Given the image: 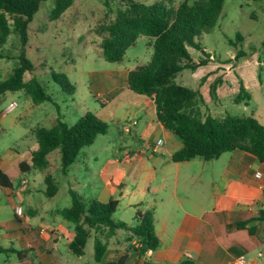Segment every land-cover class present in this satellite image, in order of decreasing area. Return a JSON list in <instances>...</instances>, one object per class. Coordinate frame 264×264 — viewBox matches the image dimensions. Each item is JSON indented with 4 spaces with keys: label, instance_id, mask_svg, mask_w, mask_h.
<instances>
[{
    "label": "rangeland",
    "instance_id": "1",
    "mask_svg": "<svg viewBox=\"0 0 264 264\" xmlns=\"http://www.w3.org/2000/svg\"><path fill=\"white\" fill-rule=\"evenodd\" d=\"M139 1L152 4L159 0ZM182 1L173 0V4ZM194 1L189 0L190 3ZM125 6L124 0H74L60 18L51 20L49 15L54 0H45L29 22L25 50L35 69L26 72L24 80L35 77L47 88L52 101L35 105L23 91L9 92L0 104L4 127L0 131V153L14 147L23 159L28 160L29 152L38 147L34 129L50 127L58 112L68 124L75 123L86 112H92L107 122L109 127L107 133L98 135L90 146L81 150L66 175L62 173L57 149L48 155V168H33L26 172V184L21 179L14 182L17 189L19 185L30 187L26 200L21 203L24 222L14 217L8 199L0 193V244L3 246L23 247L19 241L21 237L25 238V223L35 219L32 213L40 211L39 203L55 209L69 207L72 203L70 188L83 199L91 197L93 181L103 185L100 174L105 177L121 153L140 149L145 144L140 132L143 121L133 125L132 118L126 117L136 110L133 104H137L139 97L125 86L128 71L150 60L153 52L151 42L140 35L126 50L123 60L114 63L104 59L100 47L103 38L101 26L113 20ZM237 34L243 36L241 42L236 39ZM196 41L211 54L209 63L195 71L182 70L175 77V82L197 91L201 88L203 92L198 97L201 115L209 113L221 119L226 114L244 116L252 113L264 124V0H224L214 27L196 37ZM18 47V35L10 34L2 47L8 57L0 58V81L7 78L16 65ZM188 49L194 60L203 57L199 50L193 47ZM239 51L245 54L235 59ZM51 71L65 73L75 87L74 92L61 91ZM242 82L251 94L247 105L234 101ZM213 84H216V88L215 93L211 94L209 87ZM219 86H230L233 92L238 91L220 97L217 93ZM14 102L16 105L12 104ZM10 104L16 107L6 112ZM231 154L224 153L211 163L223 166ZM46 174H51L56 182L57 193L53 198L43 193ZM48 221L54 223L51 218ZM93 250L94 241L91 238L86 246V254L78 262L91 260L92 263ZM4 259L6 255L0 253V263Z\"/></svg>",
    "mask_w": 264,
    "mask_h": 264
},
{
    "label": "trees",
    "instance_id": "2",
    "mask_svg": "<svg viewBox=\"0 0 264 264\" xmlns=\"http://www.w3.org/2000/svg\"><path fill=\"white\" fill-rule=\"evenodd\" d=\"M43 1L45 0H0V58L8 57L3 53L2 47L10 34L15 33L19 37L17 63L7 78L0 81V104L5 94L17 91H23L35 105L52 101L47 88L35 77L24 80V74L35 69L25 50L28 24ZM73 1L54 0L49 18H60ZM124 1L125 8L100 28L103 34L100 42L102 54L108 62H120L126 50L140 35L149 38L153 47L150 60L128 71L126 83L132 92L153 99L157 121L182 142V147L172 154V160L182 162L200 158L209 161L219 158L223 153L241 149L264 163V125L252 113L244 116L226 114L221 119L209 113L203 116L198 104L200 92L175 82V77L182 70L195 71L209 63L211 54L196 41V37L214 27L224 0H196L193 3L183 0L177 5L173 4V0H159L152 4L139 0ZM236 39L241 42L243 36L237 34ZM188 47L199 50L203 57L194 60ZM244 54L239 51L235 59ZM51 76L61 91L69 94L74 92L75 87L65 73L51 71ZM216 84L209 87L211 94L215 93ZM250 99V92L243 82L240 83L239 91L234 97L235 103L243 102L247 105ZM108 127L107 122L92 112H86L73 124L64 122L58 112L50 127L34 129L38 147L32 152L29 162H20V169L28 172L33 168H48V155L58 149L62 173L65 175L81 150L90 146L98 135L107 133ZM117 177L121 178V174H117ZM44 182L45 196L53 197L57 192L54 178L51 174H46ZM114 185L121 187L117 182ZM0 187H13L10 177L1 168ZM69 193L72 203L61 209L60 214L73 225L74 237L68 243V248L75 257L85 254L88 238L91 237L94 241V260L98 264H104L101 261L107 250L105 241L118 228H125L136 237L140 243V253L158 248L159 239L154 230L151 210L138 211L136 223L128 226L112 218L118 207L117 199L111 198L107 202L85 200L71 188ZM15 218L18 219V216L15 215ZM257 218L264 220V209L258 212ZM0 253L6 255L3 263L6 264L11 255L20 260L25 259L29 250L0 244Z\"/></svg>",
    "mask_w": 264,
    "mask_h": 264
},
{
    "label": "crops",
    "instance_id": "3",
    "mask_svg": "<svg viewBox=\"0 0 264 264\" xmlns=\"http://www.w3.org/2000/svg\"><path fill=\"white\" fill-rule=\"evenodd\" d=\"M199 91L203 92L201 88ZM237 91L233 92L230 86L217 88L220 97ZM137 95L138 102L133 104L136 110L126 117L132 118L133 125L143 121L140 132L144 147L121 153L108 174L105 177L100 174L103 185L93 181L91 197L85 200L117 199L118 207L112 218L128 226L136 223L138 211L151 210L159 246L140 253L136 237L125 228H118L105 241L107 250L101 263L226 264L233 257L244 255L253 264H264V220L257 218L264 209V163L241 149L230 151L229 161L221 167L200 158L174 162L172 154L182 147V142L157 121L153 99ZM1 114L2 110L0 131H3ZM33 151L29 152L28 160L14 147L0 153V168L13 183L11 189L0 187V193L8 199L12 211L15 198L21 205L28 196L30 187L19 185L17 189L14 182L21 179L27 183L20 162H29ZM117 174L121 178H116ZM114 182L121 187L117 188ZM39 206L40 211L32 213L35 219L26 221L25 238L19 241L23 247L18 249L29 250L28 257L20 260L11 255L6 264H98L93 256L92 263L78 262L86 254V248L81 257H75L69 250L74 230L62 218L63 208L42 203ZM18 219L24 222L25 217Z\"/></svg>",
    "mask_w": 264,
    "mask_h": 264
},
{
    "label": "built area",
    "instance_id": "4",
    "mask_svg": "<svg viewBox=\"0 0 264 264\" xmlns=\"http://www.w3.org/2000/svg\"><path fill=\"white\" fill-rule=\"evenodd\" d=\"M13 105L10 104L7 108L8 111H11L13 109ZM127 131H129L128 128H126ZM158 144H160V142H158L157 144H155L153 146V148H156L158 146ZM259 175V173L257 174ZM23 183H25V181H23ZM14 206H13V211H14V214L17 215L18 217H22V208H21V205H20V202L17 200V198H15L14 200ZM140 245V243H139ZM226 264H253L251 260H249L248 258H246L244 255H239V256H236V257H233L232 259L228 260Z\"/></svg>",
    "mask_w": 264,
    "mask_h": 264
}]
</instances>
